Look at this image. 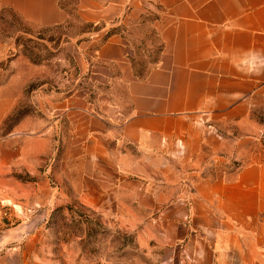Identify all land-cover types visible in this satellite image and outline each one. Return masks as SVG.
Instances as JSON below:
<instances>
[{"label": "crops", "instance_id": "crops-1", "mask_svg": "<svg viewBox=\"0 0 264 264\" xmlns=\"http://www.w3.org/2000/svg\"><path fill=\"white\" fill-rule=\"evenodd\" d=\"M67 3L0 0V18L12 10L58 26L71 18ZM74 6L81 22L100 25L77 50L81 70L124 93L66 108L79 136L77 153L64 158L78 199L128 216L162 264H264V162L224 166L237 154L225 129L258 127L254 111L264 107V0ZM149 36L160 51L145 66L139 51ZM52 128L38 140L48 143Z\"/></svg>", "mask_w": 264, "mask_h": 264}, {"label": "rangeland", "instance_id": "rangeland-1", "mask_svg": "<svg viewBox=\"0 0 264 264\" xmlns=\"http://www.w3.org/2000/svg\"><path fill=\"white\" fill-rule=\"evenodd\" d=\"M67 2L71 18L58 26L11 10L0 18V264H162L160 248L143 247L128 216L84 205L69 183L64 158L77 153L79 136L67 106L83 97L95 106L116 103L124 93L81 70L77 50L95 26L78 19L76 0ZM159 50L147 37L143 64ZM254 114L258 127L224 131L237 153L226 171L264 162V107ZM51 126L50 141L38 140Z\"/></svg>", "mask_w": 264, "mask_h": 264}, {"label": "trees", "instance_id": "trees-1", "mask_svg": "<svg viewBox=\"0 0 264 264\" xmlns=\"http://www.w3.org/2000/svg\"><path fill=\"white\" fill-rule=\"evenodd\" d=\"M5 11V10H4ZM3 11V12H4ZM12 11V10H11ZM17 14V13H16ZM89 24H92L95 26L94 30L95 29H98L100 27L99 24H94V23H89ZM114 33V30L110 29L109 32L104 36V38L102 39V42H104L110 35H112ZM160 51V50H159Z\"/></svg>", "mask_w": 264, "mask_h": 264}]
</instances>
